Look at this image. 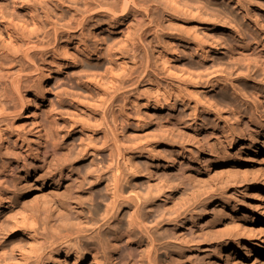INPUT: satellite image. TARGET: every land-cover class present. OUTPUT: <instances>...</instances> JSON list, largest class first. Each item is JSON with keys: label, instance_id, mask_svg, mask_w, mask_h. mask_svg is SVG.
I'll use <instances>...</instances> for the list:
<instances>
[{"label": "rangeland", "instance_id": "obj_1", "mask_svg": "<svg viewBox=\"0 0 264 264\" xmlns=\"http://www.w3.org/2000/svg\"><path fill=\"white\" fill-rule=\"evenodd\" d=\"M242 39L264 45V0H0V264H113L91 236L115 200L103 230L137 205L153 239L120 264H260L233 250L264 214V51Z\"/></svg>", "mask_w": 264, "mask_h": 264}, {"label": "bare ground", "instance_id": "obj_2", "mask_svg": "<svg viewBox=\"0 0 264 264\" xmlns=\"http://www.w3.org/2000/svg\"><path fill=\"white\" fill-rule=\"evenodd\" d=\"M234 50H236L237 52L240 51L242 53L239 56L251 58L254 62H256V60L260 58V56L262 55V52L264 51V45H262L260 42L252 43L250 41H246L242 39V40H239L238 46L234 47ZM247 76L251 77V74L248 73ZM49 77H50V74L48 72L40 73L39 79H38L39 81L37 82L38 85L36 86L37 88L36 94H34L33 97L31 98H25L22 92H20V90L18 89L17 95H18L19 100L23 104L22 106L23 108L21 107L23 110L30 111L39 102L44 100L48 92L46 86L49 82ZM171 123L174 125L173 122ZM243 130L245 131V133L248 132L247 127H244ZM242 139L243 140L246 139L245 136H243ZM0 141H1V136H0ZM225 147H231V144ZM250 152H255V151L251 149ZM38 153H39V156L43 158V160L45 156L48 155V153H51L52 158L55 159L58 155V150L55 145H52L51 143H46L39 148ZM202 160L203 162H205L207 159L203 158ZM31 162L32 161H30L29 157L26 154L19 151L18 154L9 161L8 167L12 174L14 170L18 168H21L24 171L25 169H27L29 163ZM262 175H263V178L261 179V184L259 185V188L262 192L261 200L263 201L262 208L264 210V174ZM76 176L77 174L74 173L73 170H70L67 167L61 166L60 168H58V170L52 173L51 179L61 182L64 179L67 180V179H70ZM3 182L4 183L7 182V178L5 177V175L3 177ZM43 184L44 182L42 181V186ZM111 194H112L113 199H117L122 196V192L119 188H114V191H112ZM116 201L117 200L114 201V203L112 204L111 208L108 211V214L104 217V219L102 218L104 220L103 222H101L102 224L98 223L99 224V226L97 225L98 228L94 227V230L92 229L94 234H92L91 239H93V243L97 244L101 248L100 251L101 250L105 251V252L101 251V253L102 252L105 253V255H107V257L111 260V262H113V264H120V263H125L127 262L126 261L127 259L128 260L130 259L129 253H131L132 249L140 248L141 246L140 237L143 234L147 235L151 241H153V239H151V236L149 235L150 228H148L141 220H139V217L137 216V205H136V210L133 211V214L131 215L129 219L128 226H125L123 223L118 222L116 223L115 227L112 230L108 228L110 227V224L108 221L111 220L110 218L111 216H114V213L117 210V207L119 204V203H116ZM217 205H219V203L216 204V206ZM72 214L76 215V214H79V212H77V210H73ZM50 217L52 218L53 224H57L58 222L62 220L61 219L62 217L59 214L55 216L51 215ZM258 218H259L260 225H261V227L258 230V232L260 233V237L256 238L254 236L253 228L242 227L240 231H242L245 235H247L248 243L242 244L241 242H236L233 250L241 258H250V257L258 256V258H260V260L262 261L260 264H264V214H262V212H259ZM104 226H108L107 229L110 230V232L108 231L109 232L108 234L105 232L106 229L103 230L102 227ZM101 229L105 233L102 232ZM137 232L140 233L141 236H138ZM163 244L165 245L167 243L164 242ZM98 246L97 248L99 249ZM221 253L226 254L227 257L232 255L231 252H227V250L225 249H223ZM245 255L246 257H244ZM117 259H118V262L116 261ZM255 260H257V257H255ZM133 261L132 262L134 264H137L139 262L137 261V259ZM146 264H161V263H158L153 258V260L152 259L148 260Z\"/></svg>", "mask_w": 264, "mask_h": 264}]
</instances>
